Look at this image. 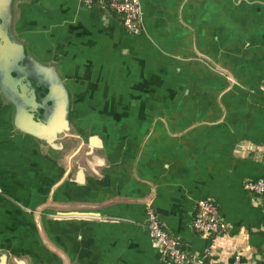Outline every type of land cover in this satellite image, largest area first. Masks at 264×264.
<instances>
[{
  "label": "crops",
  "instance_id": "1",
  "mask_svg": "<svg viewBox=\"0 0 264 264\" xmlns=\"http://www.w3.org/2000/svg\"><path fill=\"white\" fill-rule=\"evenodd\" d=\"M45 1L63 6L56 19L66 17V28H77L66 74L84 90L83 100L102 106L100 126L115 151L123 144L122 124L137 150L154 118L166 119L155 121L143 152L155 171L148 177L153 185L113 165L126 182L122 194L132 198L117 205L132 207L129 219L106 224L100 264H176L149 235L148 207L192 258L232 264L238 255L242 264H264V196L244 188L264 178V0H140L147 28L133 35L115 15L83 0ZM193 43L219 63L236 48L239 61L230 70L237 81L220 97L225 114L218 95L229 83ZM198 121L207 122L191 127ZM45 171L0 111V241L35 244L26 210ZM203 198L215 202L226 224L216 242L193 226Z\"/></svg>",
  "mask_w": 264,
  "mask_h": 264
},
{
  "label": "water",
  "instance_id": "2",
  "mask_svg": "<svg viewBox=\"0 0 264 264\" xmlns=\"http://www.w3.org/2000/svg\"><path fill=\"white\" fill-rule=\"evenodd\" d=\"M65 12L63 6L53 7L45 0H0V111L7 114L11 133L27 140L46 170L35 181L26 210L32 217L26 227L35 244L0 241V264H100L106 224L129 219L125 214L132 207L117 205L132 198L122 194L126 182L113 174V165L119 162L120 173L131 170L142 184L153 185L148 177L154 170L143 162V152L155 121L166 119L154 118L137 150L122 124L123 144L115 151L102 126L91 121L96 105L90 98L83 100L66 74L77 28L59 32L46 51L28 33L30 24ZM142 19L145 29L144 15ZM235 49L225 52L230 58L222 55L227 64L195 49L229 83L218 95L224 114L220 97L237 81L230 70L239 61L234 60ZM203 122L207 121L191 127Z\"/></svg>",
  "mask_w": 264,
  "mask_h": 264
},
{
  "label": "built area",
  "instance_id": "3",
  "mask_svg": "<svg viewBox=\"0 0 264 264\" xmlns=\"http://www.w3.org/2000/svg\"><path fill=\"white\" fill-rule=\"evenodd\" d=\"M95 0H83L86 6H92ZM108 2L110 6L123 17V27L129 33L139 34L144 30L142 19V5L140 0H97ZM250 149H259L254 145ZM244 188L256 195L264 196V178L248 180L244 183ZM1 193V188H0ZM146 227L155 245L170 262L176 264H216L214 262H204L202 259L190 257L180 246L176 237L164 227L157 212L152 208L146 209ZM193 226L201 234L209 237L212 242H216L218 237L226 229V224L219 214L215 202L209 198L199 199L195 206ZM232 264H242L240 257L236 255Z\"/></svg>",
  "mask_w": 264,
  "mask_h": 264
},
{
  "label": "rangeland",
  "instance_id": "4",
  "mask_svg": "<svg viewBox=\"0 0 264 264\" xmlns=\"http://www.w3.org/2000/svg\"><path fill=\"white\" fill-rule=\"evenodd\" d=\"M68 18L62 17L60 19L53 20H38L30 24L27 27L28 33L34 38L36 46L46 51L50 48L54 41V36L59 32L67 29ZM133 35V34H132ZM84 90H79L78 93H82ZM102 113V106L96 108V114Z\"/></svg>",
  "mask_w": 264,
  "mask_h": 264
},
{
  "label": "trees",
  "instance_id": "5",
  "mask_svg": "<svg viewBox=\"0 0 264 264\" xmlns=\"http://www.w3.org/2000/svg\"><path fill=\"white\" fill-rule=\"evenodd\" d=\"M93 7L100 9L104 12H107L108 14H112L113 16L115 15L119 20L123 21V17L120 13H118L116 10H114L108 2H99L97 0L94 1L92 4Z\"/></svg>",
  "mask_w": 264,
  "mask_h": 264
},
{
  "label": "flooded vegetation",
  "instance_id": "6",
  "mask_svg": "<svg viewBox=\"0 0 264 264\" xmlns=\"http://www.w3.org/2000/svg\"><path fill=\"white\" fill-rule=\"evenodd\" d=\"M86 100V98L84 99ZM99 107V106H96V108ZM99 119H102V113H99V114H95L92 116V123H97L98 125L102 124L101 121H99Z\"/></svg>",
  "mask_w": 264,
  "mask_h": 264
}]
</instances>
